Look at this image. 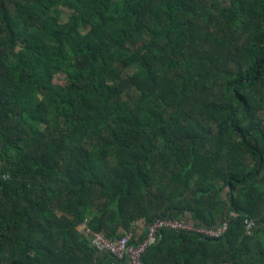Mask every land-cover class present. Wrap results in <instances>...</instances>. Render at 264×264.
<instances>
[{
  "label": "trees",
  "instance_id": "1",
  "mask_svg": "<svg viewBox=\"0 0 264 264\" xmlns=\"http://www.w3.org/2000/svg\"><path fill=\"white\" fill-rule=\"evenodd\" d=\"M225 217L142 263L264 264V0H0V264H120L85 220Z\"/></svg>",
  "mask_w": 264,
  "mask_h": 264
},
{
  "label": "built area",
  "instance_id": "2",
  "mask_svg": "<svg viewBox=\"0 0 264 264\" xmlns=\"http://www.w3.org/2000/svg\"><path fill=\"white\" fill-rule=\"evenodd\" d=\"M237 214L234 211H229L230 216L236 217ZM132 226L133 231L139 232L136 238L133 233L122 231L115 239H110L105 233L92 230L88 225V220L79 226V231L98 255L113 256L120 264H143V256L149 247L157 242L159 234L163 230L196 231L203 236L220 237L227 231L229 219L225 217L216 227L197 226L183 219H156L148 224L142 220L141 222L137 221L135 227ZM244 226L245 232L251 234L256 222L247 218Z\"/></svg>",
  "mask_w": 264,
  "mask_h": 264
},
{
  "label": "rangeland",
  "instance_id": "3",
  "mask_svg": "<svg viewBox=\"0 0 264 264\" xmlns=\"http://www.w3.org/2000/svg\"><path fill=\"white\" fill-rule=\"evenodd\" d=\"M69 18H70V15L67 13V14H66V21H68ZM67 79H68L67 75L64 74V73H61V74H59V75H57V76L55 77V81H54V82H55L56 84H65V82H67ZM142 220H143V219H139V220L134 221V222H133L134 227H135V223H136L137 221L141 222ZM131 229H133V226H132Z\"/></svg>",
  "mask_w": 264,
  "mask_h": 264
},
{
  "label": "crops",
  "instance_id": "4",
  "mask_svg": "<svg viewBox=\"0 0 264 264\" xmlns=\"http://www.w3.org/2000/svg\"><path fill=\"white\" fill-rule=\"evenodd\" d=\"M130 232L133 233V235H135V238L138 236V233H139L138 231L135 232L132 229L130 230Z\"/></svg>",
  "mask_w": 264,
  "mask_h": 264
}]
</instances>
